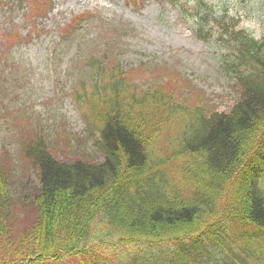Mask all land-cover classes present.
I'll use <instances>...</instances> for the list:
<instances>
[{
  "label": "trees",
  "instance_id": "obj_1",
  "mask_svg": "<svg viewBox=\"0 0 264 264\" xmlns=\"http://www.w3.org/2000/svg\"><path fill=\"white\" fill-rule=\"evenodd\" d=\"M225 34L241 89L229 111L207 115L160 93L123 104L104 84L87 106L100 160L26 143L0 154L38 168L22 192L37 216L14 231L11 162L0 159V264H264V40ZM183 153L200 163H188L186 196L167 168Z\"/></svg>",
  "mask_w": 264,
  "mask_h": 264
},
{
  "label": "rangeland",
  "instance_id": "obj_2",
  "mask_svg": "<svg viewBox=\"0 0 264 264\" xmlns=\"http://www.w3.org/2000/svg\"><path fill=\"white\" fill-rule=\"evenodd\" d=\"M28 2L0 0L2 59L7 60L11 31L24 33L27 29L22 27L26 24L24 8L30 7L25 16L43 28L39 39L14 47L12 55L16 58V65L9 57L10 66L4 65L6 75L0 72V93L4 92L8 99L14 98V103L20 104L31 120L45 122L52 147H56L53 152L69 160L82 155L91 161L101 158L71 100L74 80L78 88H91L93 69L86 66L88 58L103 62L101 54L119 42L115 49L117 55H107L113 60H122L133 81L175 91L184 101L191 98L208 104L209 108L227 110L236 99L237 91L231 88L233 80L222 62L229 47L219 35V24L226 18H233L238 28L245 29L255 38L264 35V0H205L212 6L210 23L200 20L202 25L211 28L206 39L191 28L193 19L199 20L192 10L183 14L167 2L145 0L140 4L134 0L127 4L123 0H33L32 5ZM187 3L192 6L193 0H187ZM37 7V10H45L40 12L45 16L34 14ZM184 17L188 18L185 20ZM219 17H223L222 21ZM58 27L68 31L71 28L73 43L60 48L54 62L38 61L46 59V41L56 37ZM78 46H83L79 67L76 61H70ZM17 147L15 132L0 127V148L4 151L1 156L17 151ZM4 158L12 164L8 169V190L12 200L11 226L16 231L30 225L37 216L33 206L23 203L22 192L36 182L38 168L19 159L15 161L14 156L0 159ZM27 177L29 182L25 184L23 181Z\"/></svg>",
  "mask_w": 264,
  "mask_h": 264
}]
</instances>
